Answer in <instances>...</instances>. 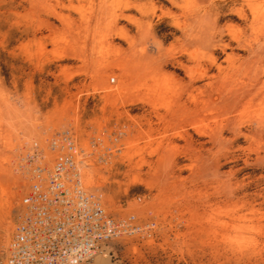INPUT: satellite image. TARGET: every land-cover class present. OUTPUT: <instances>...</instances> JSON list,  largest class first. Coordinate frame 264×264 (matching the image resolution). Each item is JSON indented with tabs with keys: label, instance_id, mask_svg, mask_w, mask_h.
<instances>
[{
	"label": "rangeland",
	"instance_id": "374dc122",
	"mask_svg": "<svg viewBox=\"0 0 264 264\" xmlns=\"http://www.w3.org/2000/svg\"><path fill=\"white\" fill-rule=\"evenodd\" d=\"M62 129L143 229L84 264H264V0H0V264Z\"/></svg>",
	"mask_w": 264,
	"mask_h": 264
},
{
	"label": "built area",
	"instance_id": "2783aa9c",
	"mask_svg": "<svg viewBox=\"0 0 264 264\" xmlns=\"http://www.w3.org/2000/svg\"><path fill=\"white\" fill-rule=\"evenodd\" d=\"M86 154L68 129L32 140L18 154L20 164L30 167L31 181L20 198L3 264H84L108 241L143 230L132 224L133 215L106 212L99 195L83 187Z\"/></svg>",
	"mask_w": 264,
	"mask_h": 264
},
{
	"label": "bare ground",
	"instance_id": "6f19581e",
	"mask_svg": "<svg viewBox=\"0 0 264 264\" xmlns=\"http://www.w3.org/2000/svg\"><path fill=\"white\" fill-rule=\"evenodd\" d=\"M263 86V85H262ZM261 89V88H260ZM259 90V89H258ZM23 169V168H22ZM25 170H23L22 172H21V177L23 176V178H27V180L29 181V183H30V167H25L24 168ZM25 172H27V173H25ZM80 176H81V168H80ZM81 180V179H80ZM81 183H82V180H81Z\"/></svg>",
	"mask_w": 264,
	"mask_h": 264
}]
</instances>
